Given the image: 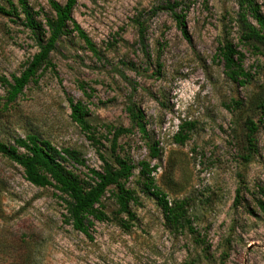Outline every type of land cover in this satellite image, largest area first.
I'll list each match as a JSON object with an SVG mask.
<instances>
[{
  "label": "rangeland",
  "instance_id": "obj_1",
  "mask_svg": "<svg viewBox=\"0 0 264 264\" xmlns=\"http://www.w3.org/2000/svg\"><path fill=\"white\" fill-rule=\"evenodd\" d=\"M8 2L16 4L0 0ZM28 2L50 15L47 0ZM255 2L264 14V0ZM173 3L189 40L165 8ZM237 12L236 0H77L71 16L97 54L69 31L49 55L52 67L6 106L0 84V141L36 134L99 171L100 154L111 162L107 127L130 129L117 139L116 152L135 167L125 183L138 198L131 206L135 219L127 231L118 226L110 187L101 199L109 219L95 222L88 238L63 223L54 188L29 184L0 155V264H264V212L255 206L264 191V116L252 103L264 86V51L240 42ZM223 41L244 56L252 76L244 86L228 81L214 59ZM36 50L22 19L0 14V77L18 76ZM68 98L87 107L88 132L71 122ZM128 106L144 115L146 139L132 126ZM248 118L262 124L245 163ZM180 124L188 131L183 144L174 140ZM153 142L161 151L157 160L148 155ZM141 161L156 167L155 185L168 202L186 201L192 232L165 223L144 193ZM65 166L85 173L72 162Z\"/></svg>",
  "mask_w": 264,
  "mask_h": 264
},
{
  "label": "trees",
  "instance_id": "obj_2",
  "mask_svg": "<svg viewBox=\"0 0 264 264\" xmlns=\"http://www.w3.org/2000/svg\"><path fill=\"white\" fill-rule=\"evenodd\" d=\"M15 1V5L8 2L7 7L0 4V14L15 19L21 18L23 25L31 34L37 50L18 76H12L10 81L0 77V84L6 89L4 106L14 102L23 89L37 79L40 71L52 67L49 55L55 49L59 39L67 32H74L89 51L97 54L91 40L71 16L77 0H65L63 4L54 0H47L50 15L35 10L28 0ZM236 3L238 7L236 22L240 42L249 44L251 48L259 52L264 51V14H262L260 6L255 0H236ZM178 6V3L166 4L165 8L175 20L182 36L189 40L184 23V14L183 12L177 13L175 10ZM142 36L143 29L139 28V37L142 38ZM243 58V54L236 50L231 42L223 41L219 44L214 59L222 64L223 74L228 81L238 86H244L252 76L249 71L243 68ZM67 101L71 122L88 132L90 125L87 119L89 116L87 107L70 98ZM252 103L254 108L264 116V86L255 94ZM235 105L240 106L241 103L235 102ZM126 111L132 126L146 139L148 134L142 112L133 106L126 107ZM260 124H262L261 120L253 121L249 118L243 122L245 154L242 156V160L245 163L256 151L255 134L258 132ZM185 125L180 124L178 126V131L174 137L177 144H183L188 137V131L184 129ZM107 129L108 133L112 135L109 148L111 162L100 154L102 167L99 171L85 166L75 151L67 148L59 150L48 140L41 139L36 134L13 138L12 144L0 141V155L20 167L25 181L29 184L41 188H54L59 193L58 198L63 204V223L88 238H90L89 230L95 222H105L109 219L101 208V199L110 191V187L113 188L110 192L116 206L115 219L118 226L123 230L127 231L134 221L135 215L131 206L138 203L135 192L125 186L135 167L116 152L117 139L121 135L129 134L131 130L112 126L107 127ZM148 155L151 160L160 158L161 151L157 142H153L149 146ZM68 162L83 167L85 173L80 175L69 170L65 166ZM138 166L144 193L155 200L165 223L172 229L187 225L192 232L187 216L186 201L168 202L166 194L155 185L152 173L156 167H150L149 163L145 161L139 162ZM239 193L240 188L236 190L235 205L239 200ZM255 206L259 211L264 212L263 190H259V198L255 199Z\"/></svg>",
  "mask_w": 264,
  "mask_h": 264
}]
</instances>
